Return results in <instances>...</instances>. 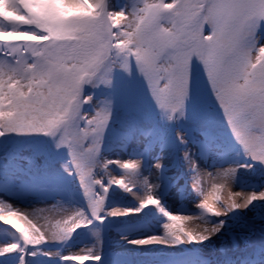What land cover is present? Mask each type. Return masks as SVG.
Here are the masks:
<instances>
[{"label": "rangeland", "instance_id": "rangeland-1", "mask_svg": "<svg viewBox=\"0 0 264 264\" xmlns=\"http://www.w3.org/2000/svg\"><path fill=\"white\" fill-rule=\"evenodd\" d=\"M22 1L33 21L0 0V264H264V0Z\"/></svg>", "mask_w": 264, "mask_h": 264}, {"label": "clouds", "instance_id": "clouds-1", "mask_svg": "<svg viewBox=\"0 0 264 264\" xmlns=\"http://www.w3.org/2000/svg\"><path fill=\"white\" fill-rule=\"evenodd\" d=\"M240 196L242 197V199H241V201H240L239 207H240L241 209H243V210H247L248 205L251 203V199H249L248 195L245 194V193H241ZM260 198H261V199H264V195H262ZM197 207H199V208H203L204 206H203L202 204H199V205H197ZM221 207L223 208V206H221ZM220 214L226 216V215H227V211H222ZM175 219H182V218H180V217H175ZM221 224H223V221H221ZM198 231H202V225H200V224H196V225H194V226L189 230L190 234H195V233L198 232ZM219 231H220V227H215L214 230L209 231V232L204 236V239H210L212 235H215V234L218 233ZM188 242L191 243L192 240H189ZM198 242L203 243L204 240L201 239V240H199Z\"/></svg>", "mask_w": 264, "mask_h": 264}, {"label": "trees", "instance_id": "trees-1", "mask_svg": "<svg viewBox=\"0 0 264 264\" xmlns=\"http://www.w3.org/2000/svg\"><path fill=\"white\" fill-rule=\"evenodd\" d=\"M24 2H25V1H24ZM22 5H23L24 9H26L25 6H24L23 1H22ZM32 9H35V8L31 7V10H32ZM26 12H27V10H26ZM27 13L29 14V12H27Z\"/></svg>", "mask_w": 264, "mask_h": 264}, {"label": "bare ground", "instance_id": "bare-ground-1", "mask_svg": "<svg viewBox=\"0 0 264 264\" xmlns=\"http://www.w3.org/2000/svg\"><path fill=\"white\" fill-rule=\"evenodd\" d=\"M143 242V241H142Z\"/></svg>", "mask_w": 264, "mask_h": 264}]
</instances>
